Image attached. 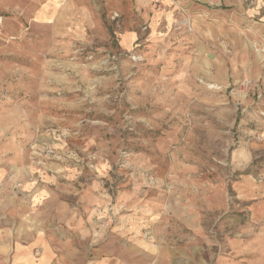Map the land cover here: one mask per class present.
Wrapping results in <instances>:
<instances>
[{
    "label": "rangeland",
    "instance_id": "obj_1",
    "mask_svg": "<svg viewBox=\"0 0 264 264\" xmlns=\"http://www.w3.org/2000/svg\"><path fill=\"white\" fill-rule=\"evenodd\" d=\"M46 233L264 264V0H0V264Z\"/></svg>",
    "mask_w": 264,
    "mask_h": 264
},
{
    "label": "crops",
    "instance_id": "obj_2",
    "mask_svg": "<svg viewBox=\"0 0 264 264\" xmlns=\"http://www.w3.org/2000/svg\"><path fill=\"white\" fill-rule=\"evenodd\" d=\"M142 4L143 0H136ZM180 1V0H175ZM121 235V234H120ZM40 249V255L35 257L33 249ZM79 252L69 248V240L61 233L55 235L42 234L29 241L24 249H16L14 264H123V251L111 250L108 246L92 252L90 260H78ZM8 256V255H1Z\"/></svg>",
    "mask_w": 264,
    "mask_h": 264
}]
</instances>
